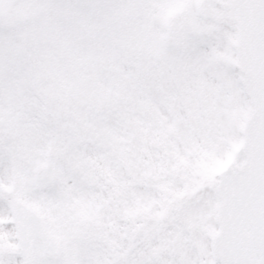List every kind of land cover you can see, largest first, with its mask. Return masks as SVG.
<instances>
[{
    "label": "snow or ice",
    "instance_id": "6c2138e0",
    "mask_svg": "<svg viewBox=\"0 0 264 264\" xmlns=\"http://www.w3.org/2000/svg\"><path fill=\"white\" fill-rule=\"evenodd\" d=\"M0 264H264V0H0Z\"/></svg>",
    "mask_w": 264,
    "mask_h": 264
}]
</instances>
